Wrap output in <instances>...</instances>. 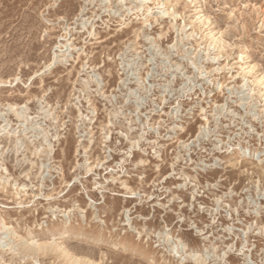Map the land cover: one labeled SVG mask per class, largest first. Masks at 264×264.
Here are the masks:
<instances>
[{"label":"rangeland","instance_id":"obj_1","mask_svg":"<svg viewBox=\"0 0 264 264\" xmlns=\"http://www.w3.org/2000/svg\"><path fill=\"white\" fill-rule=\"evenodd\" d=\"M0 264H264V0H0Z\"/></svg>","mask_w":264,"mask_h":264}]
</instances>
